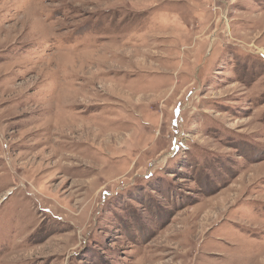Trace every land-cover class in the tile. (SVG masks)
<instances>
[{
    "label": "rangeland",
    "instance_id": "1",
    "mask_svg": "<svg viewBox=\"0 0 264 264\" xmlns=\"http://www.w3.org/2000/svg\"><path fill=\"white\" fill-rule=\"evenodd\" d=\"M183 258L264 264V0H0V264Z\"/></svg>",
    "mask_w": 264,
    "mask_h": 264
},
{
    "label": "bare ground",
    "instance_id": "2",
    "mask_svg": "<svg viewBox=\"0 0 264 264\" xmlns=\"http://www.w3.org/2000/svg\"><path fill=\"white\" fill-rule=\"evenodd\" d=\"M194 238H195V237H194ZM189 250H190V249H189ZM190 251H191V250H190ZM185 255H187V256H188V259H189L190 252H189V251H187V252L185 253ZM185 255H184V256H185ZM179 264H187V262H186L185 258H183Z\"/></svg>",
    "mask_w": 264,
    "mask_h": 264
}]
</instances>
